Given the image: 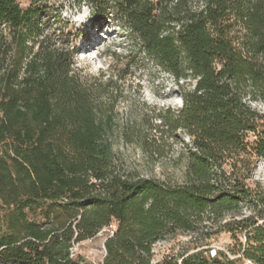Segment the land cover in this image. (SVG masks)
I'll return each mask as SVG.
<instances>
[{
    "label": "trees",
    "instance_id": "1",
    "mask_svg": "<svg viewBox=\"0 0 264 264\" xmlns=\"http://www.w3.org/2000/svg\"><path fill=\"white\" fill-rule=\"evenodd\" d=\"M47 8L0 0V264H92L73 249L113 222L103 264H237L202 243L154 260V245L169 235L205 242L222 231L236 240L233 253L264 264V194L246 182L264 159V115L254 106L264 103V0H115L106 8L136 54L180 89L182 107L167 108L154 127L162 139L179 130L189 137L176 181L118 167L108 117L78 72L75 48L47 29ZM115 76L97 80L112 87ZM125 136L147 150L141 133Z\"/></svg>",
    "mask_w": 264,
    "mask_h": 264
},
{
    "label": "rangeland",
    "instance_id": "2",
    "mask_svg": "<svg viewBox=\"0 0 264 264\" xmlns=\"http://www.w3.org/2000/svg\"><path fill=\"white\" fill-rule=\"evenodd\" d=\"M18 1L24 8L36 1L47 5L45 15L50 21L47 29L59 33L62 41L75 48L78 72L97 93L100 113L108 117V138L113 144L118 167L123 172L180 180L185 169L181 150L189 142V137L179 130L176 137L164 134L162 139L161 133L154 129L160 122L161 113L167 108L174 110L182 107L180 89L168 73L136 54L134 41L118 22L116 12H106L108 5L115 0H94L98 2L99 9L91 6L93 0ZM94 12L99 16L98 21L93 20ZM103 72L116 75L112 87L105 86L106 77L97 80ZM254 106L264 115V103H255ZM126 131L141 133L142 138L148 140L147 150L138 138L126 141ZM252 166L251 177L246 182L255 192L264 194V159H258ZM249 212L246 210L247 214ZM230 220L231 215H227L225 221ZM112 225L116 227L114 222ZM113 226L103 229L93 239L77 244L73 249L74 257H83L92 264H103L105 241ZM240 238L244 242V235ZM200 239L196 233L169 235L154 245V260L194 252L201 249L202 243L209 248V253L214 249L222 250L231 258H236L237 264H247L238 252L233 253L239 247L232 233L222 231L205 242Z\"/></svg>",
    "mask_w": 264,
    "mask_h": 264
},
{
    "label": "built area",
    "instance_id": "3",
    "mask_svg": "<svg viewBox=\"0 0 264 264\" xmlns=\"http://www.w3.org/2000/svg\"><path fill=\"white\" fill-rule=\"evenodd\" d=\"M110 226H113V225L111 224ZM113 227H114V226H113ZM114 229H115V227L113 228V230H114ZM113 230H112V232H113ZM215 253H216V250L214 249V250L212 251L211 255L214 256ZM245 260H246L247 264H255V263H254L252 260H250V259H245Z\"/></svg>",
    "mask_w": 264,
    "mask_h": 264
}]
</instances>
